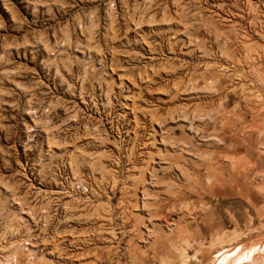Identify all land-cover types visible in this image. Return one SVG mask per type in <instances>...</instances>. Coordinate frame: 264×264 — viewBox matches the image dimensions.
<instances>
[{
    "label": "rangeland",
    "instance_id": "374dc122",
    "mask_svg": "<svg viewBox=\"0 0 264 264\" xmlns=\"http://www.w3.org/2000/svg\"><path fill=\"white\" fill-rule=\"evenodd\" d=\"M241 244L264 264V0H0V264Z\"/></svg>",
    "mask_w": 264,
    "mask_h": 264
},
{
    "label": "bare ground",
    "instance_id": "6f19581e",
    "mask_svg": "<svg viewBox=\"0 0 264 264\" xmlns=\"http://www.w3.org/2000/svg\"><path fill=\"white\" fill-rule=\"evenodd\" d=\"M181 233V229L178 231ZM262 248L259 246H252L245 248L242 244L240 249L233 247V249L227 253L223 252L213 259V264H254L258 258V254L262 253ZM221 252V251H219ZM258 255V256H257ZM194 258V257H193ZM195 258H198L196 255ZM264 259L262 255L259 260L260 262Z\"/></svg>",
    "mask_w": 264,
    "mask_h": 264
}]
</instances>
